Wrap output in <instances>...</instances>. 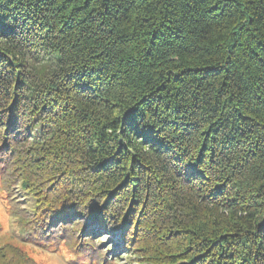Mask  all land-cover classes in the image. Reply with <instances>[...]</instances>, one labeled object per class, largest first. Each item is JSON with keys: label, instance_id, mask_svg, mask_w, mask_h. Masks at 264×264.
Masks as SVG:
<instances>
[{"label": "trees", "instance_id": "1", "mask_svg": "<svg viewBox=\"0 0 264 264\" xmlns=\"http://www.w3.org/2000/svg\"><path fill=\"white\" fill-rule=\"evenodd\" d=\"M0 180L92 264H264V0H0Z\"/></svg>", "mask_w": 264, "mask_h": 264}, {"label": "rangeland", "instance_id": "2", "mask_svg": "<svg viewBox=\"0 0 264 264\" xmlns=\"http://www.w3.org/2000/svg\"><path fill=\"white\" fill-rule=\"evenodd\" d=\"M34 198L22 188L5 190L3 183L0 180V245L13 244L23 249L30 257H32L37 264H86L90 259L80 257L71 249V246L64 243L62 240L47 239L34 242L25 239L22 234L19 222L18 211L19 206L26 208L29 211L33 210ZM12 207L16 209L13 213ZM92 229H95L93 225ZM81 240V233L78 234ZM101 245L106 249L108 244L119 239V234L114 238H110L105 232L100 236ZM97 249V248H96ZM93 252L97 254V251ZM79 257H78V256ZM122 253L119 255L120 259H111V264H135L133 260L127 259ZM88 264H92L89 262ZM98 264V263H94Z\"/></svg>", "mask_w": 264, "mask_h": 264}]
</instances>
